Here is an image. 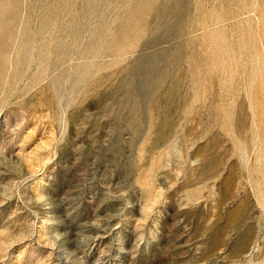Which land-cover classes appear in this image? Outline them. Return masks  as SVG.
<instances>
[{"label": "rangeland", "instance_id": "1", "mask_svg": "<svg viewBox=\"0 0 264 264\" xmlns=\"http://www.w3.org/2000/svg\"><path fill=\"white\" fill-rule=\"evenodd\" d=\"M0 264H264V0H0Z\"/></svg>", "mask_w": 264, "mask_h": 264}]
</instances>
